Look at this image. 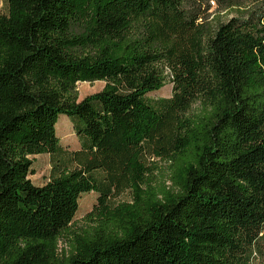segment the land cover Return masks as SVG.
<instances>
[{"label":"trees","instance_id":"16d2710c","mask_svg":"<svg viewBox=\"0 0 264 264\" xmlns=\"http://www.w3.org/2000/svg\"><path fill=\"white\" fill-rule=\"evenodd\" d=\"M6 2L0 264L264 260V0ZM212 2L235 15L212 22ZM168 79L171 97L147 96ZM95 81L79 100L78 82ZM61 114L76 150L61 144ZM38 154L51 157L42 185L29 177ZM157 158L170 185L155 180Z\"/></svg>","mask_w":264,"mask_h":264},{"label":"rangeland","instance_id":"374dc122","mask_svg":"<svg viewBox=\"0 0 264 264\" xmlns=\"http://www.w3.org/2000/svg\"><path fill=\"white\" fill-rule=\"evenodd\" d=\"M0 11L7 12V2L6 0H0ZM211 14L210 20L212 22L216 21H225L231 16L235 15L233 10L230 11H222L218 8L215 2H212V8L209 11ZM104 81H95L94 83L90 82H78L77 89L79 93V100L83 99L89 94L98 92L102 90L104 87ZM172 87L173 84L168 79L165 86H163L160 90L153 91L147 94L150 99L156 100L163 97H171L172 96ZM57 134L60 136L61 144L69 149L76 150L80 147V142L78 137L73 131L71 119L66 114H61L56 123ZM30 158L33 160L32 171L29 175L30 179L36 185L45 184L51 174V157L49 154H38L32 155ZM156 167H155V180L160 184L166 183V185H170L169 176H170V168L168 162L163 159H153ZM98 194L94 192H90L88 194H84L80 198L79 209L71 223V229L79 232L86 225V216L89 212L92 211L93 206L97 203ZM130 199V191L125 189L121 191L115 198L114 202H121L124 200ZM73 235L65 236L63 240L59 242L60 251H69V242L72 240ZM69 239V240H68ZM264 260L262 256L257 253L253 259V264H263Z\"/></svg>","mask_w":264,"mask_h":264}]
</instances>
